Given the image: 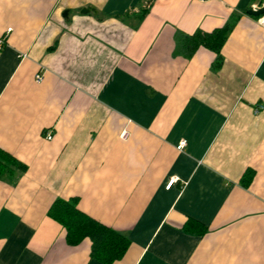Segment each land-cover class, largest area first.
<instances>
[{"label":"crops","instance_id":"obj_1","mask_svg":"<svg viewBox=\"0 0 264 264\" xmlns=\"http://www.w3.org/2000/svg\"><path fill=\"white\" fill-rule=\"evenodd\" d=\"M262 4L0 0V264H105L55 200L127 241L109 264H264ZM222 27L214 67L186 37Z\"/></svg>","mask_w":264,"mask_h":264},{"label":"trees","instance_id":"obj_2","mask_svg":"<svg viewBox=\"0 0 264 264\" xmlns=\"http://www.w3.org/2000/svg\"><path fill=\"white\" fill-rule=\"evenodd\" d=\"M228 27H222L210 33H196L186 37V43L192 49L199 45L215 54L214 67L220 63L219 51L227 36ZM12 166L23 169L5 152L0 150V176ZM249 181L248 172L242 177V184ZM47 216L64 231L65 242L77 245L86 239L90 243V256L105 264L119 259L126 249L127 241L98 222L76 210L73 201L55 200L47 211Z\"/></svg>","mask_w":264,"mask_h":264},{"label":"built area","instance_id":"obj_3","mask_svg":"<svg viewBox=\"0 0 264 264\" xmlns=\"http://www.w3.org/2000/svg\"><path fill=\"white\" fill-rule=\"evenodd\" d=\"M258 8H252L251 10L252 11H255L257 10ZM256 23L258 24V26H260L263 30H264V13H262L261 15L257 16L256 17ZM1 45H2V42H1V39H0V48H1ZM34 80L35 82H39L40 81V76L38 74H36L34 76ZM124 136V134L122 135ZM47 140L50 139L49 136L46 137ZM184 146V141H180L177 145V149H181L182 147ZM177 182V179L176 178H169L164 186V188L166 190H168L173 184H175Z\"/></svg>","mask_w":264,"mask_h":264},{"label":"water","instance_id":"obj_4","mask_svg":"<svg viewBox=\"0 0 264 264\" xmlns=\"http://www.w3.org/2000/svg\"><path fill=\"white\" fill-rule=\"evenodd\" d=\"M78 13L80 15H85V14H88V13H91V14L94 15L95 11L92 8H90V7H86V8H81ZM262 13H264V0H263L262 6L260 8H258L257 10H255V11H252V10L247 11L248 15H251V16H254V17H257V16L261 15ZM66 15H67V12L64 11L62 13V18L66 19Z\"/></svg>","mask_w":264,"mask_h":264}]
</instances>
